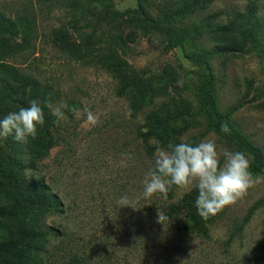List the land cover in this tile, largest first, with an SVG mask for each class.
<instances>
[{
	"label": "rangeland",
	"instance_id": "obj_1",
	"mask_svg": "<svg viewBox=\"0 0 264 264\" xmlns=\"http://www.w3.org/2000/svg\"><path fill=\"white\" fill-rule=\"evenodd\" d=\"M75 1L0 0V15L18 29L15 38L0 35L3 75L16 73L6 74L13 87L28 84L11 112L49 96L67 106L59 124L44 108L45 124L35 139L2 138L0 209L8 211L14 203L18 209L0 216V264H75L74 256L86 264H264V179L225 206L221 218L210 224L203 219L208 240L177 230V221L181 227L187 223L181 206L190 203L194 209L196 190L173 187L166 197L142 195L153 155L145 153L141 135L154 112L181 113L179 142L211 138L218 148L243 152L251 163L225 134L205 133L206 117L190 121L199 110L195 97L203 75L213 77L219 114L229 113V123L264 152V72L257 50L247 44L246 54H213L220 37L208 31L178 47H166L162 35L127 26L122 46L109 38L116 34L112 26L130 15L157 19L162 10L187 3L198 10L174 23L177 30L196 37V27L203 32L206 24L227 25L235 17L252 21L253 15L263 26L264 45V0H154L144 10L136 0H109L122 16L114 24L102 22L89 46L82 39L91 30L78 14V4L87 0ZM141 87L149 88L151 101L142 98ZM85 107L98 115L96 126L83 127L84 117L77 118L75 110ZM47 137L55 145L39 158L33 148L43 154ZM148 141L152 147L158 142ZM122 153L132 157L127 167L120 166ZM43 181L57 197L45 199L44 208ZM122 195L131 206L117 205ZM158 208L165 215L169 209L180 214L160 224ZM43 231L51 235L43 238Z\"/></svg>",
	"mask_w": 264,
	"mask_h": 264
},
{
	"label": "trees",
	"instance_id": "obj_2",
	"mask_svg": "<svg viewBox=\"0 0 264 264\" xmlns=\"http://www.w3.org/2000/svg\"><path fill=\"white\" fill-rule=\"evenodd\" d=\"M72 1L76 2L75 0ZM108 1L109 0H87L85 3L78 4L79 19L86 21L85 27L91 30L90 34L85 35V37L82 39L85 43V46H89L90 42L87 41L92 39V37L97 34L98 30L103 27L101 26L102 22L108 20L106 23L114 24L115 19H119V17L122 16V14L118 11L112 10L108 4ZM136 1L142 10L154 2V0ZM197 10L196 4L189 5L184 3L182 7L176 8L174 10L170 8L162 10L160 18L157 19L150 17L148 14H141L140 16L130 15L127 21L121 22L118 27L112 26L116 31V34L109 36V38L113 43L122 46L124 44L122 33L124 26H127L132 30L140 31L144 34L149 32L162 35L167 38L166 47H178L182 46L188 40L195 41L197 38H201L202 35L208 31L210 34L220 37L218 40L219 45L214 47L215 49L212 51L213 54H246L250 51V47H254L263 62L264 72V45L260 42V32L263 29V26L261 25L260 21L251 15L252 21H248L249 17H247V21H244L242 17H235L234 21H230L227 25L209 23L203 27V32H201L198 27L195 28V31L197 32L196 37H193L190 34L191 31H186L187 29H178V31L172 26L180 19H183L186 14L195 13ZM250 14H252V11H250ZM219 15L220 13L217 16ZM78 34L83 35L82 32H78ZM0 35H9L11 38H15L18 35L16 24L11 22L8 18H5L3 15H0ZM247 44H249V48L246 47ZM204 57L206 58L205 55ZM198 59L202 60L203 54H199ZM1 67L2 65H0V119H3L15 108V106L20 105L19 98L24 96L28 88V84L21 83L15 87L11 86L6 74L9 73L11 76L15 77L16 73L12 72L11 70H6L7 72L3 75ZM141 94L142 98H148L147 100L149 101L152 100L149 88L141 87ZM258 96L260 97L262 95L259 94ZM195 98L198 100L197 104L199 110L197 113L194 111L190 121L194 122L195 120H198L199 117H206L208 123L205 125V133L211 130H217L220 132L221 122H227L230 128V134L225 135L231 139L240 150L244 151L250 157V171L252 173L264 174L263 150L253 145L246 136H244L233 126V124L229 123V113L226 115L219 114L217 90L215 88L214 80L211 74L203 75L199 78V86ZM147 102L148 101H146V103ZM177 113L179 115H173V113L169 111H160V113L154 112L148 117V131L141 135L145 153L148 156H152L153 151H155V147H152L148 141V139L151 137H154L156 140H158L162 146H166L168 143H180L178 139L181 133L176 134V131L180 128V124L185 125V119L182 117L180 112ZM198 140L192 144H196ZM54 145L55 141L52 138L47 137L44 139L42 144L43 154H41L38 148H33V151L37 152V156L41 158V156L44 157ZM2 148L3 141L2 138H0V149ZM17 198L18 197H16V199ZM31 198V196L27 197V200L30 201ZM50 198L57 199L56 195L51 194L49 186L43 181V208L45 207V199L48 200ZM185 202H187V200H185ZM181 207L184 210V219L187 220V223L181 227L179 221H177V230L178 228H182L183 233L186 235L194 234L201 239L208 240L210 238L208 234V227L206 224H204V220L197 215L196 208L194 207L193 209L190 203H185ZM17 209V204L14 203L13 208L9 209L8 211H3L0 209V216H12L16 213ZM179 214V211H175L173 209H169L166 213L169 218L173 219H177ZM221 214L222 210L215 217H211L206 220L207 224H210L214 219L221 218ZM50 235L51 233L49 231H43V238ZM3 249L4 247L0 249V252H2ZM74 260L75 264H86L83 260V257L74 256Z\"/></svg>",
	"mask_w": 264,
	"mask_h": 264
},
{
	"label": "clouds",
	"instance_id": "obj_3",
	"mask_svg": "<svg viewBox=\"0 0 264 264\" xmlns=\"http://www.w3.org/2000/svg\"><path fill=\"white\" fill-rule=\"evenodd\" d=\"M43 105V106H42ZM63 102H54L49 96L45 100L33 99L29 106L20 107L0 119V138L14 135L18 142L35 139L39 128L45 124L44 108L49 110L55 123L66 120ZM77 118L84 117L83 127H94L99 117L89 108L82 112L75 110ZM220 132L230 134L227 122H221ZM215 135V134H213ZM132 157L121 154L120 166L127 167ZM264 178L254 177L250 171V162L241 151L218 148L214 139L205 138L196 144L180 142L162 146L157 142L153 154V166L148 169L142 179L143 198L150 199L160 194L164 197L173 187L196 190L194 207L197 215L204 220L215 217L225 206L234 204L244 197L249 189ZM127 195L117 200L120 207L131 206ZM169 220L159 208L157 223L164 224ZM184 264V261H182Z\"/></svg>",
	"mask_w": 264,
	"mask_h": 264
}]
</instances>
